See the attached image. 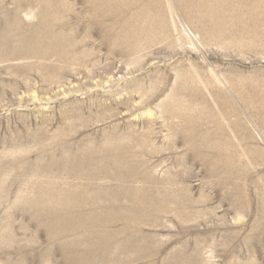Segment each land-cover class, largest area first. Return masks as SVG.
<instances>
[{
    "label": "rangeland",
    "instance_id": "rangeland-1",
    "mask_svg": "<svg viewBox=\"0 0 264 264\" xmlns=\"http://www.w3.org/2000/svg\"><path fill=\"white\" fill-rule=\"evenodd\" d=\"M254 1L0 0V264H264Z\"/></svg>",
    "mask_w": 264,
    "mask_h": 264
},
{
    "label": "bare ground",
    "instance_id": "bare-ground-1",
    "mask_svg": "<svg viewBox=\"0 0 264 264\" xmlns=\"http://www.w3.org/2000/svg\"><path fill=\"white\" fill-rule=\"evenodd\" d=\"M110 1V0H109ZM257 0H255L254 2H256ZM242 2V1H241ZM111 4V3H110ZM209 4V3H208ZM230 4V3H229ZM98 5V4H97ZM126 5V4H125ZM243 5H245L244 3H243ZM197 6V5H196ZM201 6V5H200ZM231 7V6H230ZM234 7V6H233ZM101 8V7H100ZM241 9V8H240ZM226 10H227V8H226ZM243 10V9H242ZM227 11H229V10H227ZM230 12V11H229ZM233 12V13H232ZM234 12L236 13V11L235 10H233V11H231V13L230 14H234ZM120 13H122L123 14V12H120ZM218 13V12H217ZM249 14L251 13L250 12V10H249V12H248ZM107 14V13H106ZM136 14H138V13H136ZM223 14H225L224 16H226V13H223ZM227 14H228V19H230L231 21H232V19H231V17H229V13L227 12ZM249 14H247V15H249ZM253 14V13H252ZM214 15V14H213ZM237 15V14H236ZM108 16H110V15H108ZM215 16V15H214ZM218 16V15H217ZM221 17V16H220ZM233 17H234V15H233ZM219 18V17H218ZM227 18V17H226ZM239 17L237 16V18L236 19H238ZM215 19H217V17H215ZM220 19H222V17L220 18ZM223 19H224V17H223ZM251 19V18H250ZM255 19V18H254ZM254 19L252 20L253 22H254ZM107 20V19H106ZM231 21H230V24H231V26L232 27H234L235 26V22H234V20L232 21V23H231ZM239 21H240V19H239ZM245 21V20H244ZM243 21V22H244ZM248 21V20H247ZM228 22H229V20H228ZM236 22H237V20H236ZM242 22V20L240 21V23H243ZM246 22V21H245ZM244 22V23H245ZM249 22V25H252V24H250V21H248ZM142 23H143V21H142ZM238 23V22H237ZM240 23H238V24H240ZM82 24V23H81ZM151 24V23H150ZM230 24H229V26H230ZM248 24V23H247ZM79 25H80V23H79ZM114 25V24H113ZM152 25V24H151ZM150 25V26H151ZM234 25V26H233ZM117 26V25H116ZM133 26H134V23H132L131 24V22H127V21H123L122 20V28L124 29V30H126V31H129V33H130V30H132V28H133ZM230 26V27H231ZM59 27V26H58ZM79 27V26H78ZM120 27V26H119ZM118 27V28H119ZM161 28V27H160ZM234 28H237V27H234ZM50 30V29H49ZM61 30V29H60ZM59 31V30H58ZM141 31V30H140ZM139 31V32H140ZM133 32V31H132ZM60 33V32H59ZM76 33V32H75ZM109 33V32H108ZM58 35V34H57ZM71 37H73V36H71ZM77 37V36H76ZM79 39V38H78ZM24 40V39H23ZM46 40V39H45ZM1 41V40H0ZM77 41V40H76ZM23 42H26L25 44L28 46V52H29V54H24L23 55V58H26L27 57V60H29L28 59V57H34V56H36V51L38 50V48H37V45L39 44H37V42H39V40L38 41H36V39L35 38H30V39H28L27 38V40L26 41H23ZM61 42V41H60ZM46 43V42H45ZM77 43H79L78 41H77ZM23 45V44H22ZM58 45H60V44H58ZM57 45V46H58ZM75 45V44H74ZM44 46V45H43ZM56 46V47H57ZM54 47V46H53ZM58 47H60V46H58ZM78 47V46H77ZM15 48H17V47H15ZM21 49V48H20ZM19 49V50H20ZM15 50V49H14ZM49 50H51V48L49 49ZM13 51V50H12ZM16 51V50H15ZM22 51V50H21ZM23 52V51H22ZM25 52H26V50H25ZM40 52V51H39ZM15 53V52H14ZM14 53H10V54H8L7 53V51H6V49L5 50H0V63L1 64H5V63H3V62H10V61H12L13 60V58L12 57H10V56H13L14 55ZM15 54H17V53H15ZM20 55V54H19ZM21 56V55H20ZM20 56H19V59H20ZM65 58V57H64ZM17 59V58H16ZM31 59H33V58H31ZM41 59V58H40ZM66 59V58H65ZM26 60V59H25ZM67 62H69V61H67ZM66 63V62H65ZM35 64V63H34ZM8 65V64H7ZM29 65V64H28ZM21 66V65H20ZM19 66V67H20ZM24 66V65H23ZM22 66V67H23ZM33 66V65H32ZM8 67H9V65H8ZM15 67V66H14ZM11 68V67H10ZM8 69V68H7ZM13 69V68H12ZM21 69V68H20ZM31 69H33V68H31ZM8 70H10V69H8ZM22 70V69H21ZM33 71V70H32ZM16 72V71H15ZM181 107V106H180ZM143 148V147H142ZM103 152V151H102ZM96 154V153H95ZM85 156V155H84ZM90 156V155H89ZM145 156V155H144ZM91 158V157H90ZM93 160V159H92ZM81 161V160H80ZM79 161V162H80ZM82 162H84V159L82 160ZM79 164V163H78ZM79 166H80V164H79ZM85 168H86V166H85ZM81 169H83V168H81ZM89 169V168H88ZM69 171V170H68ZM55 175V174H54ZM157 193V192H156ZM79 198V196H78V194L77 195H74L73 197H72V199H70L71 201H72V204L73 205H76L75 204V202H76V200H79L78 199ZM75 201V202H74ZM166 201V200H165ZM69 203V202H68ZM132 206V205H131ZM112 209V208H111ZM126 209V208H125ZM125 209H122V211L123 210H125ZM129 211V210H128ZM126 212V211H125ZM140 213H141V211H139ZM130 213H132V212H130ZM92 216H94L95 217V215H93L92 214ZM91 216V217H92ZM51 218V217H50ZM95 219V218H94ZM94 219H92V220H94ZM124 223V222H123ZM129 223V222H128ZM128 225V224H127ZM129 225H130V223H129ZM132 226V225H131ZM129 228V227H128ZM128 228H126V229H128ZM124 235H126V234H124ZM114 239H115V237H114ZM109 251H110V249H109Z\"/></svg>",
    "mask_w": 264,
    "mask_h": 264
}]
</instances>
